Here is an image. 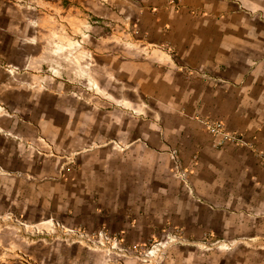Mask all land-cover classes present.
Listing matches in <instances>:
<instances>
[{
    "label": "crops",
    "instance_id": "crops-1",
    "mask_svg": "<svg viewBox=\"0 0 264 264\" xmlns=\"http://www.w3.org/2000/svg\"><path fill=\"white\" fill-rule=\"evenodd\" d=\"M57 1L59 30H81L87 13L114 31L132 23L139 40H86L97 97L79 100L66 64L56 80L31 63L34 24L0 8V108L15 113L0 116V264L118 257L58 240L55 226L107 231L132 253L121 264H141L134 250L164 233L186 240L161 246L154 264H264V169L206 131L220 122L264 152V0ZM26 2L42 16L53 8ZM44 225L55 237L33 238Z\"/></svg>",
    "mask_w": 264,
    "mask_h": 264
},
{
    "label": "rangeland",
    "instance_id": "rangeland-1",
    "mask_svg": "<svg viewBox=\"0 0 264 264\" xmlns=\"http://www.w3.org/2000/svg\"><path fill=\"white\" fill-rule=\"evenodd\" d=\"M53 8L49 10V12H46L45 16H42V14H38L35 11L32 12L34 9L26 2V0H0V8L2 7H11L19 12L23 16V19L26 21V23H33V30H31V36L33 35V39L35 40V43L33 45H30V56L29 59H31V63L34 64V66L38 69H40L44 74H50L51 79L59 80L61 78H65L63 75L58 74V68L59 64L64 67V64H66V69L68 70L67 76H72L70 79L67 77L66 80H71L72 84H78V93H73L74 96H77L79 100H85L90 101L92 92L97 93V82H94V79L92 78L91 72L92 68L97 65L95 58L92 56L91 53V45L89 41L86 40H117L118 46L129 48L132 50L133 48L137 49V46H129L128 42L124 40H139L138 39V33L136 31V27L132 23L125 24L127 26H123V23L119 24L118 26L120 29L118 31H114L113 27H110L108 23H102L99 25H91L86 24L91 21L89 19V15L87 13H84V18L86 22L83 23V28L80 29H67L59 30V22H60V15H59V9L58 6L59 2L57 0H51ZM7 4V5H6ZM55 4V5H54ZM6 5V6H5ZM43 19V20H42ZM3 20V19H2ZM2 20L0 19V23H2ZM28 20V21H27ZM31 20V21H30ZM84 20V21H85ZM4 21V20H3ZM47 26L46 29H44ZM6 29L0 30V33L2 34L3 31ZM114 31V32H113ZM30 36V32L27 33V30H24L23 36ZM13 38V37H11ZM32 39V40H33ZM15 40V38H13ZM17 40V39H16ZM27 40V39H24ZM30 40V39H29ZM59 40H67L66 44H63V42ZM74 40H85L83 44H80L77 46L75 44ZM116 41V42H117ZM105 46V45H104ZM77 47V48H76ZM152 47V46H151ZM75 49H78L77 54L78 58L77 64L80 67V70L77 71V76H75L74 71L69 70L74 68L75 63ZM155 50V48H152ZM151 49V50H152ZM148 53H150V48L148 47ZM26 55V54H25ZM70 58L68 61H64V58ZM65 62V63H64ZM30 63V64H31ZM51 64V67L56 68V71H49V68ZM95 69V68H94ZM74 70V69H73ZM102 77L99 76V80H101ZM105 79V77H104ZM76 81V82H75ZM93 95V96H95ZM97 97V95H96ZM133 115V113H132ZM0 116L3 118H10L15 116V113L11 109L6 108H0ZM245 139V138H244ZM247 141V140H246ZM245 148V147H244ZM255 155V154H254ZM256 157V156H255ZM179 158V157H178ZM172 159V158H171ZM180 164V170L177 172L175 170V164L172 160L173 164V171L172 176L180 180L181 182L186 183L187 182V171H185L182 167V159H178ZM257 160V158H256ZM259 165V164H258ZM3 170L0 167V173ZM184 174L185 177H181L179 174ZM10 218V217H9ZM12 219V218H11ZM44 228H40L38 230V234H35L33 238L37 239H47L51 236L55 237L54 227L49 225H44ZM56 229H58V234H62L61 237L58 236V240H64L65 242L69 243H76L81 245L83 248H88L90 250H93L94 252H99L105 255L107 259L112 257L113 254H117L118 257L114 260H111L108 262V264H121L120 260L122 256H126L132 253L128 250L122 248V242L120 240H116L117 237L112 238L110 234L105 230H100L98 232L94 233L93 237H86L85 235L76 234L73 231H68L67 233H64L62 230L63 228L59 226H55ZM105 232L107 234V237L109 238V245L113 247L112 250H109V248L106 245H103L102 247L99 245L98 241L96 246L95 242L97 240L96 235L100 232ZM118 239V238H117ZM185 238L173 235L171 236L170 233H164L161 238H152L151 240H148L145 244L138 246L136 250V256H140L142 258L141 264H154V254L160 253L161 246L167 245V244H184ZM121 246V247H120ZM133 250V249H131ZM128 251V252H127ZM135 254V253H134ZM138 264V262H137Z\"/></svg>",
    "mask_w": 264,
    "mask_h": 264
},
{
    "label": "built area",
    "instance_id": "built-area-1",
    "mask_svg": "<svg viewBox=\"0 0 264 264\" xmlns=\"http://www.w3.org/2000/svg\"><path fill=\"white\" fill-rule=\"evenodd\" d=\"M206 131L211 136V138L213 139V143L217 147H223L226 144H233L237 147L249 148L255 154L259 166L264 169V152L257 151L254 148L253 144L246 141L242 135L228 131L223 126V124L220 122L208 123L206 125ZM178 157L179 156L176 154V152L171 153V158L174 161V164H175L174 167H175V170L177 172L180 170V164H179V160H178L179 158ZM179 175L181 177H185V175L183 173L179 174ZM96 238H97V240L95 242V246H96L97 241H98V243L101 247L103 245H106L109 248V250L113 249V247L108 244L109 238L107 237V234L105 232L102 231V232L98 233L96 235ZM100 246H96V247H100Z\"/></svg>",
    "mask_w": 264,
    "mask_h": 264
}]
</instances>
